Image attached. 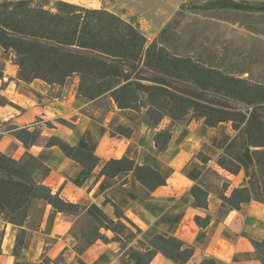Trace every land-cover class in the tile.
<instances>
[{
  "label": "crops",
  "instance_id": "crops-1",
  "mask_svg": "<svg viewBox=\"0 0 264 264\" xmlns=\"http://www.w3.org/2000/svg\"><path fill=\"white\" fill-rule=\"evenodd\" d=\"M183 2L192 11L234 10L264 15V0ZM150 9L151 15L146 19L152 21L151 27L169 20L167 8ZM129 10L123 17L132 24L140 17ZM155 10L159 19L152 15ZM0 71V151L16 160L27 152L33 155L40 164L43 183L53 193L60 191L64 199L82 206L96 204L114 218L113 207L104 206L106 199L111 200L142 230L145 239L155 235L172 236L193 248L194 255L187 264H200L205 258H213L217 264H262L253 241L264 240V194L253 149L243 130H234L231 123L211 128L202 120L189 117L173 124L167 149L158 153L154 142L158 130L148 125L144 112L121 110L111 97L86 100L77 93L78 77L64 85H50L41 80L23 82L18 79L19 67L13 56L1 47ZM170 124L165 119L160 129ZM118 125L132 128L131 137H112L110 132ZM15 126L38 128L43 137L55 136L89 151L100 163L78 186L75 180L83 170L79 163L66 157L58 147H46L42 142L25 148L12 134L11 128ZM221 156L239 164L241 171L231 174L223 169L217 163ZM123 157L156 169L167 184L149 190L132 172L115 178L100 176L106 162ZM194 186L208 191L207 208L194 205L191 194ZM245 187L251 191L249 203L243 204L240 210L222 206V196L230 197L235 189ZM197 216L210 217V224L199 227L195 222ZM76 220L77 216L60 213L45 202L40 217L29 215L23 227L24 246L15 254L20 228L0 219V264H41L45 259L51 264H81L79 259L85 264H121L129 249L142 251L136 242L124 248L119 242H97L79 255L72 236ZM103 232L113 237L111 231ZM151 264L174 263L159 254Z\"/></svg>",
  "mask_w": 264,
  "mask_h": 264
},
{
  "label": "trees",
  "instance_id": "trees-1",
  "mask_svg": "<svg viewBox=\"0 0 264 264\" xmlns=\"http://www.w3.org/2000/svg\"><path fill=\"white\" fill-rule=\"evenodd\" d=\"M170 27L171 23L149 42L136 27L107 10L59 3L54 12L30 0H0V47L13 56L19 67V80L64 85L76 76L79 78L77 93L86 100L109 94L121 110L144 111L148 125L158 130L154 137L158 153L167 149L173 124L188 116L202 120L211 128L221 123H231L234 130L244 127L264 194V84L243 78L245 70L238 74L190 55L173 53L163 42ZM209 95L243 104L247 110L208 99ZM166 118L171 121L170 126L160 129ZM11 131L27 149L41 143L42 134L37 129L15 126ZM110 134L129 138L133 129L118 125ZM44 145L58 147L66 157L83 167L75 180L78 186L100 163L93 153L55 136L46 139ZM217 163L231 174L241 171L239 164L225 156L219 157ZM39 166L28 152L16 160L0 151V219L20 228L15 254L21 252L25 243L23 227L31 205L34 201H44L60 213L75 216L86 213L90 217V229L82 234L85 245L76 250L79 255L97 242H119L123 248L136 242L142 251L126 253L121 264H151L159 254L174 264H187L193 257L194 249L176 237L142 238V230L109 199L104 206L113 207L114 218L96 204L82 206L64 199L60 191L53 193L43 183ZM125 172H132L149 190L167 184L156 169L127 157L106 162L100 176L115 178ZM191 194L196 207L207 208V190L194 186ZM221 200L223 207L240 210L251 201V191L246 187L237 188L230 197L222 196ZM210 221V217L195 218L201 228H206ZM103 230L111 231L113 237L109 238ZM253 244L264 264V240L253 241ZM79 263L85 264L80 259ZM200 264H217V261L205 258Z\"/></svg>",
  "mask_w": 264,
  "mask_h": 264
},
{
  "label": "rangeland",
  "instance_id": "rangeland-1",
  "mask_svg": "<svg viewBox=\"0 0 264 264\" xmlns=\"http://www.w3.org/2000/svg\"><path fill=\"white\" fill-rule=\"evenodd\" d=\"M30 1L34 5L45 7L54 12L59 7V3H67L87 9L107 10L122 19H125L123 15L131 9L134 11L136 17H140V19L136 18L135 21H131L133 26L144 34L149 42L154 41L160 32L171 23L168 33L163 37V42L164 46L169 48L173 53L190 55L203 63L218 66L222 69L234 70L238 74H241L245 70L246 72L241 75L243 78L252 79L255 82L264 84V15L245 14L234 10L223 12L192 11L184 4L183 0ZM176 3H179L180 6L177 7ZM153 7L155 9L167 8L168 10H166L170 14L169 20L167 21L165 19L156 28L151 27L149 24H152V21L150 22L149 19H146L151 15L150 8ZM156 10L152 15L159 19L158 15L155 14ZM138 21L140 22L139 24ZM75 77L73 76L70 81H73ZM104 96L107 98L111 97L109 94ZM207 98L223 104L227 103L241 110H247V107L243 104L232 102L226 98L212 95H209ZM106 106L107 104L104 105V107ZM189 117L191 118V116L187 118ZM48 126L51 127L52 125L48 124ZM36 129L41 132L40 129ZM240 130L244 131V127ZM48 138L42 135V139L39 142L44 144ZM44 206V201H34L31 205L29 215L33 214L35 217H40ZM89 229L90 217L86 213L78 215L72 229V236L76 243L75 250L85 245L82 234ZM142 238H144L143 235ZM131 250L133 249H129L126 253ZM50 262V260L45 259L41 264H51Z\"/></svg>",
  "mask_w": 264,
  "mask_h": 264
}]
</instances>
